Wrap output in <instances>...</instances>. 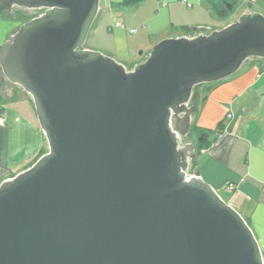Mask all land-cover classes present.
Wrapping results in <instances>:
<instances>
[{
    "label": "water",
    "instance_id": "obj_1",
    "mask_svg": "<svg viewBox=\"0 0 264 264\" xmlns=\"http://www.w3.org/2000/svg\"><path fill=\"white\" fill-rule=\"evenodd\" d=\"M37 10L0 74L33 101L49 151L0 184V264H264L202 179L192 131L202 86L264 59V15L165 39L128 70L86 45L100 0H0L12 18Z\"/></svg>",
    "mask_w": 264,
    "mask_h": 264
},
{
    "label": "crops",
    "instance_id": "obj_2",
    "mask_svg": "<svg viewBox=\"0 0 264 264\" xmlns=\"http://www.w3.org/2000/svg\"><path fill=\"white\" fill-rule=\"evenodd\" d=\"M246 13L264 15V0H100L89 48L133 64L132 70L147 60H136L139 49L148 58L165 39L193 37L195 29L207 35ZM18 15L0 12V49L21 26ZM194 128L211 131L213 140L199 152L202 179L227 193L226 202L248 222L264 256V59H251L227 80L203 86L192 119L197 140ZM48 151L33 101L18 87L4 88L0 76V184Z\"/></svg>",
    "mask_w": 264,
    "mask_h": 264
},
{
    "label": "rangeland",
    "instance_id": "obj_3",
    "mask_svg": "<svg viewBox=\"0 0 264 264\" xmlns=\"http://www.w3.org/2000/svg\"><path fill=\"white\" fill-rule=\"evenodd\" d=\"M231 5V4H230ZM239 5V3L236 5V7ZM241 5V4H240ZM244 7H245V5H243ZM235 7V8H236ZM240 7V6H239ZM18 16H19V20H20V23L21 24H23V23H26V22H28V21H30L31 19L29 18V17H35V16H37L38 14H29V13H27V12H25V11H18ZM96 26V25H95ZM94 26V27H95ZM206 33H210L209 31L207 32L206 31ZM92 34H93V31L91 32V34L89 35V38H88V40H87V43H86V45H87V47H92V40H91V38H92ZM101 52H103L104 54L106 53L104 50H100ZM134 55H136L135 57H136V60H146L147 59V55H148V52L147 51H145L144 49H139L138 51H137V53H134ZM134 57V56H133ZM116 61H119V60H117L116 59ZM143 63V62H142ZM124 66L127 68V69H129V68H131V66H133V64H131V63H129V62H127V61H124ZM209 85L210 84H205V85H203L204 86V88H207V87H209ZM202 86V87H203ZM203 156L202 155H200L199 157H198V159H197V163H196V166H200V164H201V162H202V160H203ZM219 191V193H220V195H221V197H223V199H225V201H227V199H228V195H227V193L224 191V190H218Z\"/></svg>",
    "mask_w": 264,
    "mask_h": 264
},
{
    "label": "trees",
    "instance_id": "obj_4",
    "mask_svg": "<svg viewBox=\"0 0 264 264\" xmlns=\"http://www.w3.org/2000/svg\"><path fill=\"white\" fill-rule=\"evenodd\" d=\"M2 12V11H0ZM221 12V11H219ZM4 13V12H2ZM30 19L34 18V17H29ZM218 129H222V124L219 125ZM194 131L196 133V135L198 136V138L202 137L203 141L202 142H198V146H199V152L201 151V149H205L206 147L210 146L211 143L213 142V140H210V134L211 131H205V130H200L198 128H194ZM214 133V132H212Z\"/></svg>",
    "mask_w": 264,
    "mask_h": 264
},
{
    "label": "built area",
    "instance_id": "obj_5",
    "mask_svg": "<svg viewBox=\"0 0 264 264\" xmlns=\"http://www.w3.org/2000/svg\"><path fill=\"white\" fill-rule=\"evenodd\" d=\"M233 118H234V113L233 112H229L228 115H227V118H226L227 121H231ZM1 122H2V120H1Z\"/></svg>",
    "mask_w": 264,
    "mask_h": 264
},
{
    "label": "flooded vegetation",
    "instance_id": "obj_6",
    "mask_svg": "<svg viewBox=\"0 0 264 264\" xmlns=\"http://www.w3.org/2000/svg\"><path fill=\"white\" fill-rule=\"evenodd\" d=\"M43 12H44V11H41V10L34 11V13H35V14H38V15L42 14ZM38 15H37V16H38ZM35 17H36V16H35ZM0 76H1V74H0ZM1 77H2V76H1Z\"/></svg>",
    "mask_w": 264,
    "mask_h": 264
}]
</instances>
